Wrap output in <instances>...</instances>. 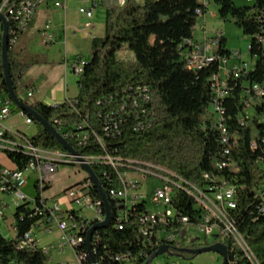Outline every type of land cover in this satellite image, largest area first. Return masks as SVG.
Segmentation results:
<instances>
[{"label":"trees","instance_id":"trees-1","mask_svg":"<svg viewBox=\"0 0 264 264\" xmlns=\"http://www.w3.org/2000/svg\"><path fill=\"white\" fill-rule=\"evenodd\" d=\"M211 1L217 5L221 20H232L244 35L251 37L248 53L257 56L252 70L229 79L228 94L222 102L227 130L237 140L236 147L226 158L234 162V167L218 169L214 165L220 158L222 146L216 123L208 111L213 97L209 78L217 71L219 62L215 60L198 70L189 69L185 64L184 44L194 38L198 11L202 14L207 11L198 0H143L141 4L124 0L123 4L111 7L106 12L104 36L91 41L90 58L78 75V95L56 107L40 101L30 104L91 166L107 196L112 220L96 230L99 241L94 256L100 264H115L112 257L117 254H139L144 247L138 219L146 212L144 203H138L128 210L123 229L115 227L116 207L109 189H118L122 184L116 170L92 161V156L103 155L148 163L196 186L209 182L203 176L221 178L235 185L237 206L230 211V218L255 257L264 262V214L258 213L256 208V191L264 178V145L260 142L264 135V117L259 121V116H264V96L262 104L254 108L255 115L242 122L237 117L242 110L240 98L246 86L264 84V48L253 38L256 34L264 36V0L243 5L233 0ZM13 25L10 21L9 26ZM21 44L22 38L17 45ZM225 44V37L220 38L216 48L219 57L230 55ZM22 52L23 49L15 50V46L8 49L11 84L17 96L32 88V84L24 82L28 69L47 62L41 55L24 56ZM121 52L125 55L120 57ZM0 76L1 91L7 94L1 62ZM143 87L147 88L145 94L140 90ZM53 119L59 124L53 123ZM34 123L37 132L29 137L33 146L66 152L46 129ZM82 131L89 137L79 145L75 133ZM255 131L257 136H254ZM253 139L257 141L255 150L251 148ZM8 158L19 168L29 161L28 156L20 153H8ZM117 171L125 169L120 167ZM49 187L47 185L45 190ZM92 194L99 197L97 189L93 188ZM194 204L195 200L185 191L173 187L171 205L180 215L189 218L186 225L199 221ZM20 212H24L23 217ZM35 221L36 218L28 216L24 205L17 208L13 219L16 234L11 238L0 235V264H61L52 262L46 250L21 248L22 233ZM186 225L175 221L156 223L145 247L147 253L156 250L159 230L166 234ZM228 258L234 259L235 264L246 262L238 246L231 248V241ZM83 264L91 263L83 259Z\"/></svg>","mask_w":264,"mask_h":264},{"label":"built area","instance_id":"built-area-1","mask_svg":"<svg viewBox=\"0 0 264 264\" xmlns=\"http://www.w3.org/2000/svg\"><path fill=\"white\" fill-rule=\"evenodd\" d=\"M47 0H0V16L5 20H10L14 24V37H7L8 47L16 46L19 39L23 37L28 26L30 25L34 14L37 10L46 3ZM202 5L208 8L209 0H198ZM255 0H245L246 3H253ZM124 0H120L123 4ZM55 5L61 7V0H56ZM98 5V0H89V5H81L78 7V12L87 19L93 15L94 8ZM199 18H203L205 14L198 11ZM83 27L88 29L89 22H85ZM202 29L203 34L199 39L193 38L184 44V59L185 64L189 69L198 70L202 67L218 60L219 66L217 71L211 74L210 87L213 92V97L208 107V111L216 123V129L219 133V144L222 146L219 153L220 158L215 161V167L218 169L234 167V162L226 159L231 153L232 149L236 147L237 140L235 136H230L225 122V109L222 105L224 98L228 94V81L230 78H237L241 73L248 72L254 68L257 56L249 55V61L243 60L240 51H230L229 57H219L216 55V46L220 38L224 37V33L217 29L211 35L207 34L205 27L195 24V29ZM3 34V24L0 20V62H1V41ZM41 41L44 45H48L54 41V34L50 29L49 23L44 25L40 33ZM257 43H260L261 48H264V36L256 34L253 37ZM250 46V43L249 45ZM71 71L77 76L83 71L84 62L80 60L72 61L69 64ZM1 78V76H0ZM141 93L147 91L146 87L140 89ZM34 90L32 88L25 92L26 97L32 98ZM264 96V84L261 86H253L249 84L241 93L240 102L242 103V110L237 117L242 122L245 118H251L255 115L254 108L261 105ZM18 97V96H17ZM22 101L21 98L18 97ZM10 100L7 94H4L0 88V155L9 161V164H4L0 159V192L12 198V205L14 208L12 217L15 219V212L18 207L24 205L28 209V216L36 218V221L31 224L28 230L22 233L19 242L22 249H41L49 250L48 247H40L36 237V229L42 228L44 232L50 233L56 227L60 233L59 240L56 247H53L58 253L63 252L66 248L71 249L73 254V261L70 263L61 264H83V259H89L86 247V234L88 229L99 222H102L105 217L102 200L92 194V189H96L92 180L87 176L78 182L66 187L58 196L49 198L45 195V187L50 185L55 180L57 169L59 165H80L77 156L70 153L45 150L40 147L33 146L26 136L21 131L13 129L5 124V122L14 115L15 111L10 107ZM58 103H53L49 106L56 107ZM249 111H251L249 113ZM16 113L22 118L24 123L30 125L34 123L32 117L21 109H16ZM264 116H259V121ZM53 123L59 124L57 119H53ZM53 126V125H52ZM114 127L116 124L114 123ZM107 128H105L106 130ZM254 132V136H257ZM76 140L79 145H82L89 137L86 131L76 132ZM99 144L101 140L97 138ZM260 142L264 145V135ZM251 148H257V141L253 139ZM20 153L29 157V161L25 167L19 168L18 164L14 163L8 158V153ZM92 161L95 164L104 163L116 170L118 180H120L122 187L110 188L109 196L114 201L116 207V215L114 217L115 227L123 229L124 221L128 218V210L134 209L135 205L143 202L145 205L146 195L141 189V181L137 179L128 178L126 169L132 172H139L141 175H149L158 177L162 183L156 187L149 195V200L155 206L156 210H148L139 217V233L142 238V245L144 248L138 255H130V253L117 254L112 258L116 263L121 264H143L152 253H147L145 247L148 246L150 238L152 237V228L156 223H166L175 221L182 225L189 222V218L180 215L178 211L171 205V197L173 195V187L185 191L189 196L195 200L194 209L199 221L190 224L195 226L201 233L207 237L212 238L215 242H221L227 246L231 241V248L238 246L246 259L243 264H264L260 262L252 253L244 238L238 233L233 220L230 218V211L236 208V186L221 178H209L203 176L205 180L209 181L203 186H196L183 178L178 177L174 173L162 169L160 167L136 162L132 160H124L119 157H111L109 155L92 156ZM124 168L125 171H117L118 168ZM30 172L36 174L34 181L35 195L30 197L24 192L23 188L27 183ZM107 177V174L104 173ZM137 175L138 177L141 176ZM136 176V177H137ZM39 190V195H37ZM99 195V193H98ZM256 196L258 197V204L256 206L258 213L264 214V178L259 184ZM107 197V196H106ZM9 204L0 202V215L3 216V221L6 222L8 231L12 232L14 236L17 232L16 226H8V217L4 214V209ZM23 217L24 212H20ZM111 215V210H110ZM112 220V216L110 222ZM185 228V227H184ZM183 229H177L174 232L163 233L159 230L156 237H158L157 248L160 245L168 244L173 247H180L182 243L181 233ZM97 230V229H96ZM93 231L90 240V250L97 264L100 262L95 258L96 244L99 237ZM2 235V234H0ZM3 236V235H2ZM178 237V238H176ZM210 243V244H211ZM84 244V248H83ZM205 245V244H204ZM172 254H164L167 256H176L181 259H187L186 254L178 256L176 251L170 249ZM102 259V258H101ZM189 259V258H188ZM164 264H181L179 261H169ZM188 264H193L189 262ZM227 264H235L234 259H229Z\"/></svg>","mask_w":264,"mask_h":264},{"label":"crops","instance_id":"crops-1","mask_svg":"<svg viewBox=\"0 0 264 264\" xmlns=\"http://www.w3.org/2000/svg\"><path fill=\"white\" fill-rule=\"evenodd\" d=\"M55 2L56 0H47L37 10L23 35V42L30 43L32 51L35 48L34 54L41 55L47 60L46 63L33 65L26 72V76L32 82L34 101H40L46 105L62 103L78 95V76L71 71L68 64L76 60L83 62L89 60L91 41L104 36L107 10L121 5L120 0H98L93 15L87 19L78 12V7L89 5V0H61V7H57ZM202 19L200 28L205 27V16ZM85 22L90 23L88 29L83 27ZM46 23H49L54 34V41L48 45L42 43L40 36ZM36 39L39 40L38 45H35ZM43 46H45L44 52L38 54L37 48ZM0 159L4 164H9L2 155ZM133 179L141 181L138 176ZM26 187H28L27 183L23 188L24 192ZM66 187L58 190L56 194L61 193ZM26 194L29 193L26 192Z\"/></svg>","mask_w":264,"mask_h":264},{"label":"rangeland","instance_id":"rangeland-1","mask_svg":"<svg viewBox=\"0 0 264 264\" xmlns=\"http://www.w3.org/2000/svg\"><path fill=\"white\" fill-rule=\"evenodd\" d=\"M137 3L141 4L142 0H135ZM235 4L237 5H243L246 4L245 0H233ZM217 5H215L211 0H209V5L207 8V11L205 12V27L208 35H211L212 32H214L217 29H220L224 33V37L226 39L225 49L229 51H240L243 56V60L249 61V55L247 53V48L250 43L251 37L248 35H244L242 30L236 26V24L232 20L223 21L218 17L217 14ZM215 14V16H214ZM203 22L202 18H199L197 20V24L201 25ZM202 29H195L194 30V37L196 39H199L202 36ZM24 37H22V44L19 46H15V50L23 49L22 55L24 54H34V49L32 51V46H30V43H24L23 42ZM35 45L39 44V40L36 39ZM45 46L41 48H37L38 54H41L44 52ZM217 48V46H216ZM35 55V54H34ZM125 52H121L118 54V56H124ZM25 56V55H24ZM90 58V57H89ZM28 60V59H26ZM24 82L26 84H31V80L26 76H24ZM22 99V101L28 105L32 104L35 100L34 97L28 98L25 95V92H22L18 96ZM10 107L15 111L14 115L10 117L5 124L9 127H12L13 129H16L18 131H21L28 137H32L37 132V127L35 123H32L30 125L24 123L21 117H19L16 113V106L11 103ZM251 111H249L250 113ZM126 174L128 178L136 177L137 175H140L139 172H132L130 169H126ZM85 176V172L81 168L80 165H59L57 169L56 179L50 183V187L45 191V195L50 196L57 195L56 192L58 190H61L62 188L72 185L79 180L83 179ZM141 176V189L143 194L146 195L145 198V205L148 210H156L157 206H155L152 202L149 200L150 193L158 187L162 181L156 177V176ZM36 179V174L30 172L27 180L26 192H28V196L33 197L35 195V189H34V181ZM25 192V193H26ZM60 195V193L58 194ZM57 195V196H58ZM0 202H6L9 204L8 207H6L3 211L4 214L8 217V223L12 221L10 219L12 217L14 208L12 205V198L10 196H7L0 192ZM10 226V224H8ZM0 230L2 232V235L6 238L12 237V232L8 231L6 222L3 221L2 217L0 216ZM59 231L56 227H54L50 233L44 232L42 228L36 229V237L38 239V243L40 247H48L49 250H46L50 254V258L52 262H58V263H70L73 261L74 257L72 254L71 249L66 248L65 251L57 252L53 247L57 246L58 240H59ZM178 238V237H176ZM181 239L182 244L185 245H191V244H203L205 241L210 244L213 239L207 237L204 233H201L197 227L186 225L183 232L181 233ZM187 259H181L176 256H167V255H158L156 256L149 264H164L169 261L177 262L179 261L181 264H188L189 262L193 264H221V257L217 253L214 252H204L200 253L198 255H191L187 254L185 255ZM189 258V259H188Z\"/></svg>","mask_w":264,"mask_h":264},{"label":"water","instance_id":"water-1","mask_svg":"<svg viewBox=\"0 0 264 264\" xmlns=\"http://www.w3.org/2000/svg\"><path fill=\"white\" fill-rule=\"evenodd\" d=\"M0 20L3 24V34H2V41H1V66H2V75L4 78V82L6 85L7 95L11 103H13L18 109L25 111L28 115H30L34 121L39 123L44 129H46L62 146V148L70 153L73 156H77V153L74 149L67 143L66 139L46 120H44L30 105L24 103L23 101L19 100L17 95L14 92V89L11 84V78L9 73V66H8V40H7V21L3 16H0ZM77 160L80 162V166L83 171L87 174V176L92 180L94 186L98 190L99 196L102 200V204L104 207L105 217L102 222L96 223L92 225L86 234V247L89 259L92 264H97L92 253L90 250V240L91 235L94 230L104 228L110 223L111 215H110V206L107 200L106 194L101 186L97 176L94 174L90 165L85 164L82 162V159L77 157ZM200 244V243H199ZM170 249L176 251L178 256H182L183 254H191V255H198L204 252H214L220 255L221 257V264H227L228 261V249L227 246L221 242H215L206 245H200L196 248L191 247H173L168 244L160 245L147 259L143 264H149L156 256L164 255V254H172Z\"/></svg>","mask_w":264,"mask_h":264},{"label":"bare ground","instance_id":"bare-ground-1","mask_svg":"<svg viewBox=\"0 0 264 264\" xmlns=\"http://www.w3.org/2000/svg\"><path fill=\"white\" fill-rule=\"evenodd\" d=\"M7 21V37H14V25H13V27L11 26H9V22H10V20H6ZM253 86H259L258 84H253ZM79 157V156H78ZM79 158H81V157H79ZM82 159V162L83 163H85V164H87V162H85L84 160H83V158H81ZM89 165V164H88ZM1 217H2V219H3V216L2 215H0ZM13 219H12V221L10 222V223H8V224H10V226H13ZM157 240H158V237H157ZM158 244V243H157ZM157 244H156V249H157ZM89 261H90V259H88ZM90 263H91V261H90ZM92 264V263H91Z\"/></svg>","mask_w":264,"mask_h":264},{"label":"flooded vegetation","instance_id":"flooded-vegetation-1","mask_svg":"<svg viewBox=\"0 0 264 264\" xmlns=\"http://www.w3.org/2000/svg\"><path fill=\"white\" fill-rule=\"evenodd\" d=\"M180 247H191V248H196V247H194L193 244H191V245H185L184 243H183V244L181 243V246H180Z\"/></svg>","mask_w":264,"mask_h":264}]
</instances>
